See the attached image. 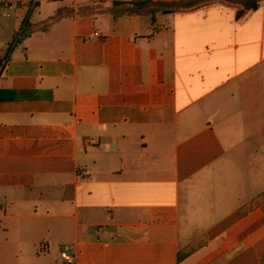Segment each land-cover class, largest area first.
<instances>
[{"label":"crops","instance_id":"obj_1","mask_svg":"<svg viewBox=\"0 0 264 264\" xmlns=\"http://www.w3.org/2000/svg\"><path fill=\"white\" fill-rule=\"evenodd\" d=\"M173 1L0 0V264H264V0Z\"/></svg>","mask_w":264,"mask_h":264},{"label":"trees","instance_id":"obj_2","mask_svg":"<svg viewBox=\"0 0 264 264\" xmlns=\"http://www.w3.org/2000/svg\"><path fill=\"white\" fill-rule=\"evenodd\" d=\"M150 2L151 1L138 2L137 5L138 6L147 5ZM157 4H158L157 8H162L163 10H169V9H171V10H173V9L183 10V9L193 8L195 6V3L193 2V0H176V1H173L170 3L158 2ZM258 8H259V0H247L244 7L242 9L238 10L237 17H241L246 10H251V9L256 10ZM28 16H29V14H28ZM28 21H29V19L26 20V25H27ZM22 35H23V31L21 32L20 37ZM196 246L194 244V245L188 247L186 249V252L187 253L192 252Z\"/></svg>","mask_w":264,"mask_h":264},{"label":"rangeland","instance_id":"obj_3","mask_svg":"<svg viewBox=\"0 0 264 264\" xmlns=\"http://www.w3.org/2000/svg\"><path fill=\"white\" fill-rule=\"evenodd\" d=\"M157 2V1H156ZM156 2H154V5L156 6ZM5 28V33L4 36L5 38H9V44L14 46L15 43L18 41L21 31H19L13 38V33L12 30L9 26L4 27ZM7 52V50L5 48L0 49V54L3 56L5 53Z\"/></svg>","mask_w":264,"mask_h":264},{"label":"built area","instance_id":"obj_4","mask_svg":"<svg viewBox=\"0 0 264 264\" xmlns=\"http://www.w3.org/2000/svg\"><path fill=\"white\" fill-rule=\"evenodd\" d=\"M61 257L65 261L66 264H74L75 257L70 254L69 247H64L61 252Z\"/></svg>","mask_w":264,"mask_h":264}]
</instances>
